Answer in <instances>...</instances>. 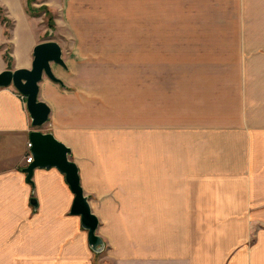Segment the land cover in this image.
<instances>
[{"label": "crops", "instance_id": "0c3cea01", "mask_svg": "<svg viewBox=\"0 0 264 264\" xmlns=\"http://www.w3.org/2000/svg\"><path fill=\"white\" fill-rule=\"evenodd\" d=\"M226 8L246 13L181 40L177 78L160 71L146 83L144 126L121 124L119 88L92 81L87 66L57 73L53 64L64 87L40 84L51 114L39 130L71 149L101 253L71 215L64 174L35 169L27 181L26 99L0 90V264H264V0ZM26 9V0H0L14 26L8 38L0 19V74L31 69L43 42L26 29Z\"/></svg>", "mask_w": 264, "mask_h": 264}, {"label": "rangeland", "instance_id": "374dc122", "mask_svg": "<svg viewBox=\"0 0 264 264\" xmlns=\"http://www.w3.org/2000/svg\"><path fill=\"white\" fill-rule=\"evenodd\" d=\"M190 1L36 0L53 7L55 30H49L47 14L33 17L29 12L30 26L26 29L39 35L43 42H59L66 65L87 66L93 69L92 81L99 78L111 87L115 84L114 88L121 93V124L132 126L134 123L128 119H136L137 126H144L146 83L153 88L159 82L156 78L160 71H166L167 82L177 78L180 41L210 32L208 28L213 29L220 19L242 17L246 13L243 9H227L228 0H197L198 5L204 1L217 7L210 9L202 3L199 10L190 8ZM244 1L248 4V0ZM146 5L151 8L145 9ZM32 6L39 9L46 5ZM1 17L10 22L4 24L9 38L14 26L0 10ZM8 45L4 47V58H9L6 62L12 66ZM54 69L57 73L65 70L57 65Z\"/></svg>", "mask_w": 264, "mask_h": 264}, {"label": "water", "instance_id": "95a60500", "mask_svg": "<svg viewBox=\"0 0 264 264\" xmlns=\"http://www.w3.org/2000/svg\"><path fill=\"white\" fill-rule=\"evenodd\" d=\"M33 57L31 69L6 70L0 74V90L13 87L26 99L34 128L29 136L34 161L24 169L27 181L32 184L35 169L57 168L64 174L75 196L71 215L80 217L83 229L88 232L90 248L95 253H101L104 250V243L97 235L99 221L92 214L88 199L82 190L78 167L70 158L71 149L59 142L53 134L39 130L49 122L51 114L50 107L39 99L40 84L46 77L54 83L64 85L54 74L52 67L55 64L67 68L62 47L54 40L41 42L34 48ZM32 204L36 205L34 199Z\"/></svg>", "mask_w": 264, "mask_h": 264}, {"label": "trees", "instance_id": "16d2710c", "mask_svg": "<svg viewBox=\"0 0 264 264\" xmlns=\"http://www.w3.org/2000/svg\"><path fill=\"white\" fill-rule=\"evenodd\" d=\"M27 4H28V11L30 13V15H32L33 17H39L40 14L44 13V14H47L49 16V19H48V28L49 30L51 31H54L55 30V22H54V18H53V15L51 14V11L49 10V8L47 6H42L40 7L42 10L39 9H35L32 5L33 4H36V0H28L27 1ZM1 21L3 24H7L9 25L10 22L7 20V19H4L1 17ZM6 60L8 61L9 58L5 57ZM9 66H10V63L8 62Z\"/></svg>", "mask_w": 264, "mask_h": 264}, {"label": "built area", "instance_id": "2783aa9c", "mask_svg": "<svg viewBox=\"0 0 264 264\" xmlns=\"http://www.w3.org/2000/svg\"><path fill=\"white\" fill-rule=\"evenodd\" d=\"M21 97H22L23 99H25L22 95H21ZM31 148H32V144H31V143H28V149L31 150ZM32 161H33V158L31 157V155H30V154L27 155V157H26V162H27L28 164H31Z\"/></svg>", "mask_w": 264, "mask_h": 264}, {"label": "bare ground", "instance_id": "6f19581e", "mask_svg": "<svg viewBox=\"0 0 264 264\" xmlns=\"http://www.w3.org/2000/svg\"><path fill=\"white\" fill-rule=\"evenodd\" d=\"M4 89H5V88H4ZM30 143H31V142H30ZM31 144H32V143H31ZM31 149H32V148H31ZM31 157L33 158L32 154H31ZM33 161H34V160H33ZM33 161H32V162H33Z\"/></svg>", "mask_w": 264, "mask_h": 264}]
</instances>
